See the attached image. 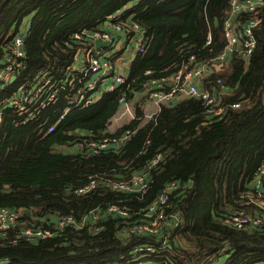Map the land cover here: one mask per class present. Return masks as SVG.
Returning a JSON list of instances; mask_svg holds the SVG:
<instances>
[{"label":"trees","instance_id":"trees-1","mask_svg":"<svg viewBox=\"0 0 264 264\" xmlns=\"http://www.w3.org/2000/svg\"><path fill=\"white\" fill-rule=\"evenodd\" d=\"M231 0H0V66L15 34L25 31V59L16 81L0 85V102L36 74L58 84L70 69L79 44L73 35L104 31L110 23L123 26L127 42L133 16L143 34L144 52H131L123 90L103 92L98 101L73 106L74 92L60 90L38 117L24 122L6 109L0 123V208L22 211L24 227H48L50 217L71 215L81 221L99 209L96 223L86 221L79 231L66 230L49 239L19 241L0 247L4 264H264V232L235 231L222 218L238 210L237 202L251 190L264 164V8L254 28L255 48L243 61L232 52L225 67L205 77V89L229 88L222 104V119H211L201 101L175 97L161 107L154 120L144 122L146 97L132 90L152 79L168 78L183 62H213L224 51V24ZM243 1V0H242ZM253 15L241 13L240 24ZM114 17L113 19H110ZM107 25H106V24ZM106 25V26H105ZM211 42L206 45L207 34ZM129 37V39H128ZM128 42V43H129ZM3 86V87H2ZM125 96L135 118L114 131L109 126ZM69 109L52 133L47 128ZM120 137L121 146L98 155L71 147L83 135ZM104 131H107L104 133ZM162 160L150 168L149 191L141 198L124 196L109 188L92 189L78 196L73 191L89 177L103 174L126 180L142 172L156 154ZM179 188L168 196V215L177 225L155 236L129 233L143 220L147 206L170 182ZM124 205L129 217L104 213L105 205ZM29 210V214L23 213ZM95 228H99L93 233ZM149 245L152 253L136 252Z\"/></svg>","mask_w":264,"mask_h":264},{"label":"built area","instance_id":"built-area-1","mask_svg":"<svg viewBox=\"0 0 264 264\" xmlns=\"http://www.w3.org/2000/svg\"><path fill=\"white\" fill-rule=\"evenodd\" d=\"M228 19H225L224 37L226 40L225 49L222 54L213 62L196 63L194 57L183 62L179 68L168 78L152 79L144 83L142 93L146 97L145 110L149 105L153 111L143 113V121H151L160 112L162 106L180 95L188 96L201 101L206 110V116L211 119H222L227 108L237 109L239 104L230 106L222 104L221 97L229 94L228 86L221 80H217L218 89H205L204 80L210 72L222 70L228 62L232 52L236 53L243 61L248 62L254 48L255 38L253 30L261 22L257 16V9L264 8V0H231ZM241 13H250L253 16L246 23L240 24L238 17ZM111 17L110 19H113ZM113 33L123 34V26L118 23H110ZM132 29L139 31L136 24ZM25 31L21 30L15 34L10 42L9 51L3 58L0 66V85L16 81L17 73L23 68L25 59ZM72 39L79 44L77 53L73 59L70 69L65 77L58 84H52L46 74H36L32 82L21 85L14 92L0 102V123L2 113L9 109L20 115L24 122L32 121L53 103L60 90L74 92L71 101L73 106H87L96 102L98 94L103 92H114L126 88V78L114 68L112 57L106 56L101 49L95 47V42L111 44L110 33L105 31H93L87 34L85 31L73 35ZM211 34L206 37V45L211 42ZM111 46V45H110ZM137 52L138 49H134ZM142 52L143 50L140 49ZM14 80H11V79ZM3 87V86H2ZM135 90V88H134ZM132 91V94L135 91ZM68 108L58 118L54 125L47 128L46 133H52L54 128L64 120ZM134 119L135 115L131 104L125 96L119 99V110L112 119L116 123L122 118ZM112 122L110 124H112ZM124 135V139L121 136ZM120 137H97L79 136L71 147L60 146L58 149L73 153L79 150L93 155H98L109 149H115L122 145L128 138L129 132ZM162 160V155L156 154L148 166L139 173L131 175L126 180L113 179L103 174H95L88 178L87 184L76 188L73 193L82 196L92 189L109 188L121 192L124 196L141 199L150 189L148 171ZM179 183L174 181L166 185L164 190L151 202L143 212V220L138 224L129 227V233L155 236L165 227H174L179 222L175 215H168L170 209L168 196L179 188ZM238 210L231 212L222 218V223L235 231H263L264 232V164L257 170L251 183V190L246 192L237 202ZM105 214L118 217H129L130 210L124 205H105ZM100 217L99 209H93L81 221L71 215L50 217V225L44 227H23L20 222L22 211L8 208H0V247L13 246L19 241L36 242L49 239L59 235L66 230L79 231L86 227V221L92 220L96 223ZM99 228H95L96 233ZM155 249L149 245L137 247L136 252L152 253ZM5 262V261H0ZM214 264H224L216 262ZM245 264V263H243Z\"/></svg>","mask_w":264,"mask_h":264},{"label":"crops","instance_id":"crops-1","mask_svg":"<svg viewBox=\"0 0 264 264\" xmlns=\"http://www.w3.org/2000/svg\"><path fill=\"white\" fill-rule=\"evenodd\" d=\"M132 25H130L131 28H132ZM132 30H133V34L131 35V41L130 42L128 41L129 43L127 42V38L125 37V34L113 33L111 29L110 30L109 29L104 30L105 32L110 33L112 41H111V44H103L102 46L105 45L106 47H103V49H101L102 52H104L106 56L110 55L112 57L115 70L118 73L122 74L125 78H127V76H128V73H127V76L124 75L125 69H126L125 62H126V60H128V56H129V59L131 60V52L134 51V53H136L134 50L135 48L138 50L142 49L143 50L142 52H144V39H143L142 31L140 30V28H139V31H135L134 29H132ZM86 33L92 34V32H86ZM128 39H129V37H128ZM102 46H100V47H102ZM127 50H128V55L126 58H124L125 57L124 52ZM119 69L120 70L123 69L124 73L119 72ZM100 97H101V94H98L96 101H98L100 99ZM132 97H133V94H132ZM145 111L146 112L153 111V106L149 105ZM129 120L130 119L127 117V118H122L120 121H118L116 123H114L112 121L111 122H112V124L114 123L115 125L119 126L122 123L123 124L127 123ZM76 133L79 135H86L85 133L79 132V131L78 132L76 131Z\"/></svg>","mask_w":264,"mask_h":264},{"label":"water","instance_id":"water-1","mask_svg":"<svg viewBox=\"0 0 264 264\" xmlns=\"http://www.w3.org/2000/svg\"><path fill=\"white\" fill-rule=\"evenodd\" d=\"M226 19H228V15L226 16ZM127 22H128L129 25H132V24H133V16H131V17L127 20ZM30 25H31V23H30V22H27V25H26V32L29 31ZM102 45H103V42H99V41L95 42V47H96V48H99V47L102 46ZM11 80H14V79L12 78ZM141 88H142V85H140L139 87H137V88L135 89V91H138V90L141 89ZM169 105H171V102L169 103ZM104 132H107V131H104ZM121 138L124 139V135H122ZM160 194H161V192L159 193V195H160ZM23 213H25V214H29L30 212H29V210H24ZM0 264H4V263H3V262H0Z\"/></svg>","mask_w":264,"mask_h":264},{"label":"rangeland","instance_id":"rangeland-1","mask_svg":"<svg viewBox=\"0 0 264 264\" xmlns=\"http://www.w3.org/2000/svg\"><path fill=\"white\" fill-rule=\"evenodd\" d=\"M127 55H128V50L124 52V56H125L124 58H126ZM129 60L130 59H129V56H128V60H126V62H125V66H126L125 73H124L123 69H121V70L119 69V72L124 73L125 76H127V73L129 72V63H130ZM118 127L119 126L115 125L114 123L110 124L109 131L114 132Z\"/></svg>","mask_w":264,"mask_h":264},{"label":"clouds","instance_id":"clouds-1","mask_svg":"<svg viewBox=\"0 0 264 264\" xmlns=\"http://www.w3.org/2000/svg\"><path fill=\"white\" fill-rule=\"evenodd\" d=\"M144 84V83H143ZM143 84H142V86H143ZM140 86V85H139ZM139 86H137V87H139ZM137 87H135V89L137 88ZM141 90V91H140ZM135 91V90H134ZM138 91H140L141 93H142V88L141 89H139ZM138 91H135V93L136 92H138ZM144 110H145V105H144Z\"/></svg>","mask_w":264,"mask_h":264}]
</instances>
